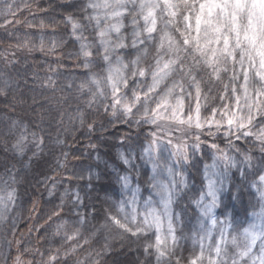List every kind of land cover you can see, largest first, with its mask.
<instances>
[{
	"label": "snow or ice",
	"instance_id": "1",
	"mask_svg": "<svg viewBox=\"0 0 264 264\" xmlns=\"http://www.w3.org/2000/svg\"><path fill=\"white\" fill-rule=\"evenodd\" d=\"M85 8L92 9L85 19L89 23L95 22L106 67L104 76L90 73L87 83H82L80 89L83 91L88 87L93 100L96 97L105 101L110 99V104H105V111L110 108L113 115L120 111L128 119L138 116L134 123L139 124L142 120L157 129L164 128L161 123L164 120L174 121L178 127L194 128V153L201 143H205L201 140L203 135L213 139L224 135L230 138L229 143H232V137L241 140L254 135L264 153V129L253 132L256 116L264 117V0H88ZM127 16H130V41L122 31ZM101 21L107 26H101ZM66 22L71 24L73 35L80 39L77 30H82L83 26L71 16ZM158 24L162 25L159 31ZM112 33L116 34L115 40ZM152 41H157V56L154 64L146 69L142 66V57ZM90 47L81 40L82 54L86 58L92 55L88 50ZM129 48L138 51L136 58L126 63L125 53L119 50L126 52ZM91 63L86 59L84 67ZM201 67L210 70L208 76L215 81H223L221 74H228L221 96L226 102L211 109L210 115L203 118V77L197 78L195 74V70ZM146 76L150 77L151 83L141 89L142 78ZM169 77L179 79L173 78L170 86L158 91ZM130 80H136L131 89V99L127 91ZM49 86L55 87L54 83ZM0 94H4L3 89H0ZM185 99L189 102L187 114L184 112ZM153 137L141 157L153 165L150 195L141 201L142 189L138 181L133 187L130 173L125 172L117 179L123 194L128 196L130 192L131 195L117 206L119 218L109 215L108 219L133 236L146 235L154 230V242L145 246V252L152 249L157 264H172L173 257L175 264H180L182 258L175 254L179 217L174 213L173 204L178 194L188 187V182L182 176L176 179L178 169L167 165L161 167L156 132H153ZM24 139L21 137L13 145V150L21 158L25 151ZM33 139L39 148L43 143L42 137L33 133ZM210 147L216 149L218 155L202 171L204 183L198 198L193 200L198 216L192 238L199 251L188 258V264H264V158L256 165L248 153L237 160L235 156L220 151L214 143ZM233 147L239 152L238 147ZM178 152L180 159L176 163L189 159L186 152L179 148ZM123 161L131 169L136 167L127 157H123ZM30 163V160L25 162V168ZM14 168L10 170L13 183ZM210 169L219 171L209 175ZM233 169L260 205L259 211L249 213L252 222L246 227L243 226L246 221H241L240 225L234 223L224 204L225 198L232 201L242 199L239 186L236 192L230 190ZM153 195L159 198L158 201L153 200ZM15 200V189L0 195V221L6 219ZM80 203L77 193L76 204ZM222 205L225 208L223 219L215 212ZM77 215L81 216L79 222L83 223L82 213L77 212ZM57 258L50 255L49 264H54ZM16 264H20L19 256Z\"/></svg>",
	"mask_w": 264,
	"mask_h": 264
},
{
	"label": "rangeland",
	"instance_id": "2",
	"mask_svg": "<svg viewBox=\"0 0 264 264\" xmlns=\"http://www.w3.org/2000/svg\"><path fill=\"white\" fill-rule=\"evenodd\" d=\"M62 1L64 4L76 9V16L73 18L83 26L82 30H77L80 39L73 35L71 24L66 22L68 18L66 16L58 17L55 21L50 18L51 16L49 18H36L30 14L29 10L34 6L29 5L27 0H0L1 26L5 27L11 23L12 18L18 14L23 15V23L20 24H25L26 31L13 37V41L26 49L31 48L42 53L38 66H45H42L39 75L35 73L38 75L36 77L37 90L44 92L48 88L52 89L53 87L49 85L54 83L55 86L63 87L61 93H64V91H69L70 94L74 93L73 102L68 101L71 106L68 110L61 112L60 115H56V122L60 124L65 121L72 124L77 131L85 133L81 140V143L85 142V144L80 143L79 149L70 150L67 146L70 135L65 137L54 136V133L58 131L57 124L51 125L49 120L44 119L46 127L39 128L38 125L42 116L39 115L38 111L36 112L38 116L34 114L37 120H35V117L33 118V115L27 113L28 122L36 129L20 122L7 123L6 118H0V151L3 153V157H0V195L12 189L16 191L14 205L9 207L6 219L0 221V264H11L12 261L17 260L18 256L20 260L30 253L32 246L35 247L34 243H24L20 250H15L14 236H18L25 231L23 228L31 208V200L33 197L38 196V191L45 194L44 199H42L43 203L52 207L50 216L44 215L42 218L45 219L44 221L49 227L46 236L51 239L50 241L54 245L51 251L52 255H56L58 260H61L59 257L70 256L71 253L72 260H75L72 264L94 263L91 262L93 256H95L94 254H83L86 248L87 250L91 248V252H97V256H100L97 259L98 262L101 258L113 254L118 262H122L125 258L126 264H157L153 250L149 249L148 253L145 252V246L154 242V230L146 235L133 236L130 232H125L108 219L109 215L119 218L117 206L122 200L131 195L130 192L128 196L123 194L121 183L117 179L118 176L124 175L125 172L130 173L133 187L136 186L138 181L142 189L141 201L150 195L149 184L151 183L150 177L153 165L146 163L141 157L144 150L154 139L153 132H156V136L159 138L160 158L158 163L161 167L167 165L178 169L176 179L179 180L182 176L188 182V187L178 194L173 204L174 213L179 217L178 223L174 221L177 237L175 254L182 258L180 264H188V258L199 251L198 245L194 244L192 238L198 216L193 200L198 198L204 183L201 175L202 171L206 165H211L218 155L216 149L210 147V145L213 143L218 145L220 151L235 156L237 160L242 159L243 154L248 153L253 157V164L258 165L261 158H264V153L254 151L256 147L260 146L259 141L255 139L254 135L241 140H235L232 137V143H229L230 138L224 135H217L215 139L203 135L201 140L205 143H201L199 149L194 153L192 147L194 143L192 133L196 131L194 128L178 127L174 121L164 120L161 121L164 128L157 129L155 125L145 124L142 120L139 124L134 123L133 120L139 119L138 116L128 119L120 111H117L115 115H113L110 108L105 111V104H110V99L105 101L100 97H96L93 100L88 87H85L83 91L80 89L82 83H87L90 73H95L98 76L105 75L106 65L102 59L103 53L99 48L95 22L89 23L85 19L86 14H90L92 9L85 8L88 0ZM123 22L125 27L122 31L130 41V16L125 17ZM101 26L106 27L107 25L101 21ZM161 26V24H158V31ZM52 27L54 30L50 32L49 29ZM112 39H116L115 33H112ZM81 40L91 45L88 49L92 53L90 57L86 58L82 54ZM156 44L157 41H152L147 47L146 55L142 57V66L146 69H149L155 62L157 56ZM57 51L63 54L65 51L63 57L70 66V70H59V66L55 63H49L50 60L47 56L44 58V55L53 57V53ZM119 51L125 53L123 58L127 63L136 58L135 53L138 50L129 48L126 52L124 49ZM127 53L133 54L128 55ZM86 59L93 62L89 67H84ZM0 64V69H3V71L0 70V89H3L4 93L0 96L8 99L14 98L22 89L23 73L20 70L9 68L1 61ZM24 67L25 74L34 75L32 73L35 71L29 73L28 64H25ZM129 70H131V64H129ZM209 71L203 67L195 70L197 78L203 77L201 81L202 118L209 116L211 109L219 108L222 103L226 102L221 99V96L223 94V83L227 82L228 74H221L224 78L223 81H215L209 78ZM173 78L179 79V77H169L160 85L158 91L170 86ZM136 79L141 78L137 77ZM135 83L136 80L129 81L127 89L129 99H131V89ZM150 83V77L142 78L141 89H144ZM184 83L187 87L186 80ZM72 90L75 91L72 92ZM77 92L78 94L75 95ZM205 96L207 97L206 100L203 99ZM90 102L91 106H89ZM188 106L189 102L185 99V114H187ZM133 112H136V108L133 109ZM95 118L102 119L99 128L95 131L98 133V138L95 139L96 143L88 142L91 139L90 136H92L89 123ZM217 118L219 117L217 116ZM68 119L69 121H67ZM253 124L254 133L259 129H264V117L257 115ZM123 127L134 131L123 141H119L116 134L101 137L112 128ZM169 128L172 130L169 131ZM33 133L43 139V143L39 148H37L36 141L33 139ZM21 137L25 138L23 141L25 151L22 158L13 150V145L20 141ZM115 141H119L118 145ZM168 141H171V143H168ZM111 143H113L112 148L109 147ZM233 145L239 148V152L235 151ZM245 145H249L250 148H246ZM178 148L180 151L187 153L189 159L186 162L176 163L180 159ZM123 157L131 159L136 167L134 169L129 168L124 163ZM29 160L31 161L30 166L25 168V162ZM13 166H15L14 183L10 179V170H13ZM45 166H48L49 169L43 174L39 173L38 167L45 168ZM217 171L219 169H210L209 175ZM230 175V190L236 192L237 186H239L242 199L232 201L230 198H225L224 204L228 207V215L234 218V223L240 225L241 221H246L243 224L246 227L247 223L252 222L249 213L259 211L260 205L246 185L241 183L236 169H233ZM161 178L166 180L164 176ZM103 184L108 185V190L103 191ZM77 193L82 201L79 205L76 204ZM158 199L153 195V200L158 201ZM157 207H159L158 203ZM77 212L82 213L83 223L79 222L81 216H78ZM215 212L221 219L224 218L225 208L223 205L217 208ZM38 225L34 224L32 231L40 230L41 225ZM77 232L79 233L76 235ZM32 239H30L31 242H33ZM29 245L32 246L28 247ZM79 253H81V256H76ZM172 264H175V257H173Z\"/></svg>",
	"mask_w": 264,
	"mask_h": 264
},
{
	"label": "trees",
	"instance_id": "3",
	"mask_svg": "<svg viewBox=\"0 0 264 264\" xmlns=\"http://www.w3.org/2000/svg\"><path fill=\"white\" fill-rule=\"evenodd\" d=\"M29 5L34 6L30 8L29 12L31 15H34L36 18L41 17V18H49L50 16H55L57 17L54 13L57 12L56 9H58V12H60V9L62 7L68 8L66 9V12H69L70 9L72 8L68 4H64L62 0H27ZM27 3V4H28ZM60 8V9H59ZM52 14V15H51ZM52 18V17H50ZM24 16L21 14L16 15L15 17L12 18L11 23L7 24L5 27H0V61L3 64H6L9 66V68L15 69V70H20L22 71V81H23V86L19 94L11 99H8L6 97H1L0 96V118H6L8 122H21L26 124L28 127L30 126L31 128H35L30 122H28L29 117L28 115H33V118L35 115H37V111L39 115L41 114L42 118H40V124L38 125L39 128H42L41 125H43L44 121L47 120L44 118L47 116L46 115V109H47V114L49 115L53 109L55 111H59V113L64 112L65 110L69 109V99L63 100L64 103L58 102L57 104V99L62 96L61 95V89L63 88L62 86H55L54 88L50 89L48 88L46 93H38L37 91V83L34 84L33 81L35 82L36 77H38L39 71L42 70V66L44 67L45 65L38 66L41 61L42 53L41 52H36L31 48L26 49L25 47L20 46L18 43H15L13 41V37L16 35L19 36L23 34L26 31V26L21 25L20 23L23 22ZM1 25V24H0ZM44 31L43 29H41ZM38 30V31H41ZM54 28L52 27L49 29L50 32H52ZM46 32V31H44ZM14 42V43H13ZM38 49V48H37ZM54 56L50 57L51 55H44L47 56L49 63L53 62L55 65L59 66V70H70V66L66 63L65 58L63 53H59L58 51L53 53ZM25 64H28V69L29 73H32V71H35L38 75L32 76L31 74H25ZM1 65V64H0ZM24 65V66H23ZM19 68V69H18ZM3 71V69H0ZM27 73V72H26ZM64 91V90H63ZM66 93V92H64ZM39 94L41 95V99H38ZM75 93V95H77ZM43 97V98H42ZM6 98V99H5ZM42 102V103H40ZM28 113V115H27ZM35 114V115H34ZM38 116V115H37ZM44 117V118H43ZM36 118V117H35ZM37 120V118L35 119ZM100 118H95L90 121V132H92V136H90V140L88 142H97L95 139L98 138L97 135L98 133L95 132L99 128V124L101 123ZM36 129V128H35ZM86 132V131H84ZM134 131L132 129H128L127 127L123 128H112L109 131H106L105 134L101 137L105 136H111L113 134H116L117 138L119 141H123L128 137V135L133 134ZM85 136V133L78 131L77 133L75 132L74 135L70 136V141H69V146L73 147V149H79V146L81 144H85V142L81 143L82 137ZM119 141H115V143L118 145ZM81 143V144H80ZM114 143V144H115ZM80 144V145H79ZM254 145V144H253ZM110 148L113 147V143L109 145ZM246 148H250L249 145H245ZM256 152H260V146L256 147L254 149ZM0 157H3V153L0 151ZM48 166L43 167H38V172L43 174L46 170H48ZM103 191L108 190L107 186L103 184ZM38 196H35L31 200V208L28 213V217L26 220V224L23 228L25 230L23 233L21 232L18 236L15 235V243H14V249L15 250H20L24 243H30V244H35V247L32 245H29L28 247L32 246V249H30V253L26 255V257L20 259V264H49V256L52 255V248L54 247L53 242H51L50 238L47 237L46 232L49 230V227L46 225L45 219L42 218L44 215L50 216V212L52 207L47 206L45 203H43L42 199H44L45 194L43 192L40 193L38 191ZM41 225L40 230H33V225ZM38 225V226H39ZM30 236V237H29ZM32 239L33 242L30 241ZM91 249V248H90ZM90 249L87 250V248L83 251V254L85 255H91L94 254L93 256V261L94 263L90 264H126L124 260L122 262H118L116 259V256L113 254H109L108 256H105L104 258H101V260L98 262L97 259L100 256H97V252L90 251ZM76 256H81V253ZM61 260L56 259L54 264H72L75 260H72V254L70 253V256L66 255V257L62 256L59 257ZM77 258V257H75ZM11 264H16V261H12Z\"/></svg>",
	"mask_w": 264,
	"mask_h": 264
},
{
	"label": "bare ground",
	"instance_id": "4",
	"mask_svg": "<svg viewBox=\"0 0 264 264\" xmlns=\"http://www.w3.org/2000/svg\"><path fill=\"white\" fill-rule=\"evenodd\" d=\"M60 9V8H59ZM66 9H68V8H64V7H62V9H60V12H58V9H56L57 10V12L56 13H54L57 17H55V16H51L52 17V19L55 21L58 17H69V16H71V17H74V16H76L75 15V12H76V9L74 8V7H72L71 9H70V11L69 12H66ZM52 15V14H51ZM21 23H23V22H21ZM0 27H1V25H0ZM33 83L34 84H36L37 82H36V80H35V82L33 81ZM43 90V89H42ZM37 91H40V90H37ZM75 91V90H74ZM73 90H72V92H74ZM64 92H66V93H61V95L62 96H60L56 101L57 102H60V103H64V101L63 100H66V99H69L70 101H71V103L73 102V100H74V98H75V96H74V93H69V91H64ZM40 93H42V94H44V93H46L45 92V90H44V92H41L40 91ZM41 94V95H42ZM41 95L39 94V97H37L38 99H41ZM43 98V97H42ZM40 103H42V102H40ZM70 103V104H71ZM58 104V103H57ZM69 104V106L68 107H70L71 105ZM49 110H52V112L48 115L47 114V109H46V117L44 118V119H47V120H49L50 122H51V125H56L57 126V128H58V131H56L55 133H54V136H62V137H65V136H68V135H70V136H72V135H74V133L76 132H78L77 131V129H75L73 126H72V124H68V123H66L65 121H62V123H57L56 122V115L57 114H59L60 115V113H59V111H55V110H53V109H50V108H48ZM1 115H3L2 113H0ZM70 119V118H69ZM69 119L67 120V121H69ZM71 121V120H70ZM15 122H18V121H15ZM21 123V122H20ZM72 123V122H71ZM42 126H44V127H46V125L43 123V125H41V127ZM74 131V132H73ZM70 140H68V142H69ZM68 146V148L70 149V150H74L73 149V147H70L69 146V144L67 145ZM73 152V151H72ZM79 232H77L76 233V235L78 234Z\"/></svg>",
	"mask_w": 264,
	"mask_h": 264
}]
</instances>
